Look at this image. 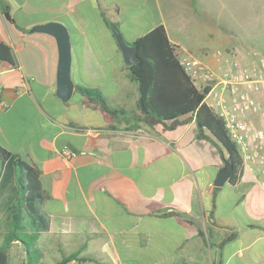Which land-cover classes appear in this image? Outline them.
I'll list each match as a JSON object with an SVG mask.
<instances>
[{"label":"crops","instance_id":"obj_1","mask_svg":"<svg viewBox=\"0 0 264 264\" xmlns=\"http://www.w3.org/2000/svg\"><path fill=\"white\" fill-rule=\"evenodd\" d=\"M233 2L185 0L198 26L172 38L160 0H0V37L16 63L0 71V146L39 169L38 207L49 219L48 231H39L44 254L53 239L61 256L79 250L95 259L81 264H264V195L255 175L243 168L235 183L215 186L228 155L194 115L127 128L140 112L139 91L126 67L117 76L124 61L111 29L131 43L163 24L173 44L216 73L224 68L209 48L216 38L218 50L259 64L264 47L237 41L222 25ZM5 6L29 33L5 18ZM53 20L70 31L75 84L99 89L124 115L106 118L94 101L73 100L76 90L66 102L57 97L56 41L30 32ZM249 93L264 100V88ZM262 115L251 119L261 124Z\"/></svg>","mask_w":264,"mask_h":264},{"label":"trees","instance_id":"obj_2","mask_svg":"<svg viewBox=\"0 0 264 264\" xmlns=\"http://www.w3.org/2000/svg\"><path fill=\"white\" fill-rule=\"evenodd\" d=\"M2 10L5 18L14 23L19 31L29 33V28L22 29L10 17L7 6L2 7ZM169 38L165 26L159 24L131 42L137 47V62L134 65L125 64V67L132 81L137 84V108L140 112L132 117L133 123L127 128H135L141 120L152 125L182 115H194L198 126L205 127L227 150L234 166L229 181L235 183L243 170L239 149L228 135L223 120L204 101V95L210 87L205 85L200 88L194 84L178 60L183 50ZM12 52V48L0 37V71L16 66ZM75 92H79L86 100L94 101L108 119L114 120L125 114L124 110L111 106L102 91L95 87L76 83ZM0 184L7 193L0 220V264H9L12 243L23 249L24 264H42L44 247L38 242L39 231H48L49 219L38 207L42 184L39 169L20 155L0 146ZM27 219L36 230L28 232L25 229L24 222ZM198 230L202 234L201 229ZM79 253L77 250L65 254L52 264H67L70 260L81 264L95 260L90 255L79 256Z\"/></svg>","mask_w":264,"mask_h":264},{"label":"built area","instance_id":"obj_3","mask_svg":"<svg viewBox=\"0 0 264 264\" xmlns=\"http://www.w3.org/2000/svg\"><path fill=\"white\" fill-rule=\"evenodd\" d=\"M179 63L197 87L209 86L204 101L223 120L228 135L237 145L242 166L251 170L264 195V100L249 93L264 88V56L259 64L243 65L227 51L217 50L215 60L224 65L214 72L199 56L183 50ZM263 114V123L256 124L252 115ZM63 155H77L62 150Z\"/></svg>","mask_w":264,"mask_h":264},{"label":"rangeland","instance_id":"obj_4","mask_svg":"<svg viewBox=\"0 0 264 264\" xmlns=\"http://www.w3.org/2000/svg\"><path fill=\"white\" fill-rule=\"evenodd\" d=\"M184 1L185 0H160L162 10L166 17L165 20L168 24L169 34L172 38H180L182 34L186 32L187 27L191 29L198 26L193 19H190L188 14L185 13ZM230 17L231 19L228 17V20L222 24L229 29L228 34H232L237 41L244 39L242 41H246V44L250 42L253 43L257 40L260 46L264 47V0H235L232 5V16ZM221 47L222 42L217 38L213 39L209 45L210 50L214 51V53H216L218 49H222ZM262 55L264 56L263 53L261 56ZM121 65V69H119L117 74L120 79L126 74L124 68L125 64L122 62ZM79 96V92H74L72 99H77ZM23 106L20 113L22 112L26 115L32 107L28 101H25ZM5 200V191L0 190V220L3 217V203ZM24 223L25 229L28 232L36 230V227L31 224L28 219ZM41 239L42 237H40V240ZM59 241L60 240L50 239L47 242L46 247L49 249L50 253H45L43 255L41 259L42 264H52L56 259H60V257L63 256L60 255ZM9 252V264H24V251L19 245L12 243Z\"/></svg>","mask_w":264,"mask_h":264},{"label":"water","instance_id":"obj_5","mask_svg":"<svg viewBox=\"0 0 264 264\" xmlns=\"http://www.w3.org/2000/svg\"><path fill=\"white\" fill-rule=\"evenodd\" d=\"M115 41L122 53L125 64L131 65L137 62V47L127 42L118 29L112 27ZM30 32H40L54 37L57 45V64H56V91L57 97L63 101H68L72 93L76 90V84L72 76V42L70 31L63 23L53 20L44 23H36L30 28ZM225 149V148H224ZM226 153L227 150L225 149ZM228 155L224 166L218 171L214 181L215 186H221L229 180L231 171H233V162Z\"/></svg>","mask_w":264,"mask_h":264}]
</instances>
